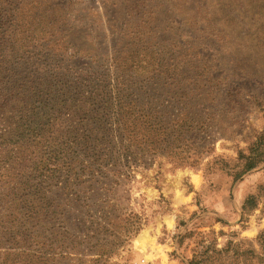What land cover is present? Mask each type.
Listing matches in <instances>:
<instances>
[{"label": "rangeland", "instance_id": "1", "mask_svg": "<svg viewBox=\"0 0 264 264\" xmlns=\"http://www.w3.org/2000/svg\"><path fill=\"white\" fill-rule=\"evenodd\" d=\"M119 107L194 113L211 151L117 177ZM255 155L264 0H0V264H264Z\"/></svg>", "mask_w": 264, "mask_h": 264}, {"label": "trees", "instance_id": "2", "mask_svg": "<svg viewBox=\"0 0 264 264\" xmlns=\"http://www.w3.org/2000/svg\"><path fill=\"white\" fill-rule=\"evenodd\" d=\"M86 92L88 93L86 98L91 96V91L88 90ZM187 107L193 109L194 104L188 103ZM128 110H130L129 115L123 116L121 108L119 107L113 111L111 121L103 122V129H106V132L109 134L112 132L110 124L120 114L122 121L120 122L118 118L116 119L117 130H123L121 138L129 144L117 146V143H115L117 150L115 151L114 161L117 168L114 167L112 171H115L114 174L117 177L127 175L130 161L137 163L138 153L141 154L140 158L144 160L147 158L153 160L155 154L160 150L166 152L169 156H177L182 161L179 164L183 165L186 163L194 165L202 158L203 152L208 153L211 151L210 148L206 149L205 146L199 145V139L197 137H192L191 132L194 128L192 124L195 119H192L194 113L188 112V109L186 110L188 112L187 115L185 113L184 117L173 119L170 123L167 122L168 119L165 116V107L160 108L159 113L156 115L136 114L131 111L130 107H128ZM175 120L180 121L175 122ZM200 128L202 129V126ZM109 136L108 139L113 141L112 134H109ZM133 148L139 150L133 151ZM240 157L242 158V155ZM214 159L218 161V159ZM237 161H239V158ZM263 162L264 155L250 156L242 165L243 167L232 174L234 180L239 179L246 171L256 168ZM122 164H125L127 167L123 166L119 168ZM219 168L224 167L220 166Z\"/></svg>", "mask_w": 264, "mask_h": 264}]
</instances>
